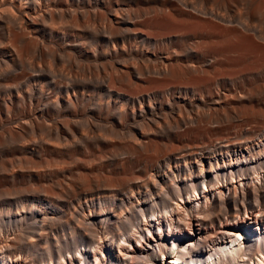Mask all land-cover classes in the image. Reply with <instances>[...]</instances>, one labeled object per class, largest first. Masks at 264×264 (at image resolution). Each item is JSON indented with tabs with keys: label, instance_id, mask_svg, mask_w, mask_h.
Wrapping results in <instances>:
<instances>
[{
	"label": "bare ground",
	"instance_id": "obj_1",
	"mask_svg": "<svg viewBox=\"0 0 264 264\" xmlns=\"http://www.w3.org/2000/svg\"><path fill=\"white\" fill-rule=\"evenodd\" d=\"M0 264H264V0H0Z\"/></svg>",
	"mask_w": 264,
	"mask_h": 264
}]
</instances>
